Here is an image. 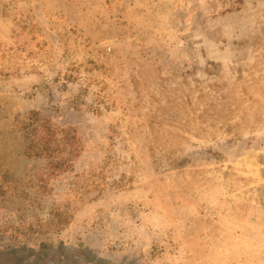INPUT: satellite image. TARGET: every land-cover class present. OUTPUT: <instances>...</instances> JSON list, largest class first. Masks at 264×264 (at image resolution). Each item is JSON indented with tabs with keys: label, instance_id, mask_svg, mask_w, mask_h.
<instances>
[{
	"label": "rangeland",
	"instance_id": "374dc122",
	"mask_svg": "<svg viewBox=\"0 0 264 264\" xmlns=\"http://www.w3.org/2000/svg\"><path fill=\"white\" fill-rule=\"evenodd\" d=\"M0 264H264V0H0Z\"/></svg>",
	"mask_w": 264,
	"mask_h": 264
},
{
	"label": "clouds",
	"instance_id": "9594fccd",
	"mask_svg": "<svg viewBox=\"0 0 264 264\" xmlns=\"http://www.w3.org/2000/svg\"><path fill=\"white\" fill-rule=\"evenodd\" d=\"M234 243L237 246H244V247H247L249 245V241L248 240L242 239V238H240L238 236L235 238Z\"/></svg>",
	"mask_w": 264,
	"mask_h": 264
}]
</instances>
